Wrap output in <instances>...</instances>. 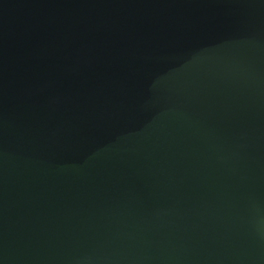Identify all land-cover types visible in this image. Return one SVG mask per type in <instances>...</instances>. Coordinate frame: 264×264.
Segmentation results:
<instances>
[{"label": "water", "instance_id": "95a60500", "mask_svg": "<svg viewBox=\"0 0 264 264\" xmlns=\"http://www.w3.org/2000/svg\"><path fill=\"white\" fill-rule=\"evenodd\" d=\"M0 264H264V0H0Z\"/></svg>", "mask_w": 264, "mask_h": 264}]
</instances>
